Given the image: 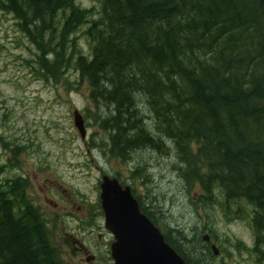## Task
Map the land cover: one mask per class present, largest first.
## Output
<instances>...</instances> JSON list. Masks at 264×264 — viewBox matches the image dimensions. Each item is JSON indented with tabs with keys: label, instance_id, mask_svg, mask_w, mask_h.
Segmentation results:
<instances>
[{
	"label": "trees",
	"instance_id": "1",
	"mask_svg": "<svg viewBox=\"0 0 264 264\" xmlns=\"http://www.w3.org/2000/svg\"><path fill=\"white\" fill-rule=\"evenodd\" d=\"M98 3L97 17L76 0H0V12L22 22L20 30L37 46V75L57 83L64 70L78 72L97 111L95 122L107 132L102 146L110 158L127 161L141 148L171 152L168 142L193 203L206 217L212 205L227 220L249 219V250L264 257V0ZM83 27L89 56L77 37L70 38ZM8 168L0 166V264H65L24 181L6 177ZM131 176L147 177L140 168ZM179 231V242L187 245ZM162 233L190 264L178 242ZM199 241L211 250L203 237Z\"/></svg>",
	"mask_w": 264,
	"mask_h": 264
},
{
	"label": "rangeland",
	"instance_id": "2",
	"mask_svg": "<svg viewBox=\"0 0 264 264\" xmlns=\"http://www.w3.org/2000/svg\"><path fill=\"white\" fill-rule=\"evenodd\" d=\"M76 2L82 8L93 9L98 16V0ZM19 25L22 22L11 14L0 12V166L6 163L10 167L6 177L21 174L27 178V196L40 208L57 244L64 233L88 245L95 241L91 234L108 238L99 180L102 174H109L117 175L132 188L159 229L168 231L178 242L190 264H195L190 256L197 264H264V257L249 250L254 241L249 219L227 220L219 207L212 205L206 208V217L193 203L194 193L183 187L178 175L182 163L177 150H172L168 142L171 152L141 148L134 150L127 161L110 158L106 146H102L108 135L95 122L97 111L86 83L72 68L64 70V77L57 83L37 75L34 69L38 70L35 61L39 51ZM85 29L70 38L77 37L82 54L89 56L90 45L81 34ZM74 110L84 119L86 145L73 126ZM105 110L106 107L99 109L100 116L106 114ZM134 168H140L146 179L132 178ZM240 204L245 211V202ZM179 230L189 239L187 245L179 242ZM204 235L218 249L217 255L200 243Z\"/></svg>",
	"mask_w": 264,
	"mask_h": 264
},
{
	"label": "water",
	"instance_id": "3",
	"mask_svg": "<svg viewBox=\"0 0 264 264\" xmlns=\"http://www.w3.org/2000/svg\"><path fill=\"white\" fill-rule=\"evenodd\" d=\"M72 117L74 128L85 140L86 130L80 113L74 110ZM99 189L104 226L114 238L111 245L114 264H185L158 227L141 212L129 186L123 187L116 178L103 175ZM203 240L207 241L208 236ZM212 250L218 254L215 246Z\"/></svg>",
	"mask_w": 264,
	"mask_h": 264
},
{
	"label": "flooded vegetation",
	"instance_id": "4",
	"mask_svg": "<svg viewBox=\"0 0 264 264\" xmlns=\"http://www.w3.org/2000/svg\"><path fill=\"white\" fill-rule=\"evenodd\" d=\"M6 167L9 166L6 164ZM16 177L20 178V181H24L25 186L28 188L27 178L25 179L21 174ZM90 236L92 240H95L90 245L70 234H65L60 239L59 245L62 248L64 259L66 256V264H113L111 257L112 236L110 234H108V238L102 234H97L95 237L92 234Z\"/></svg>",
	"mask_w": 264,
	"mask_h": 264
}]
</instances>
